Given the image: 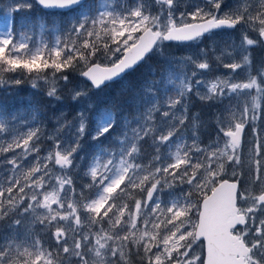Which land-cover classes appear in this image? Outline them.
<instances>
[{
  "label": "snow or ice",
  "instance_id": "snow-or-ice-1",
  "mask_svg": "<svg viewBox=\"0 0 264 264\" xmlns=\"http://www.w3.org/2000/svg\"><path fill=\"white\" fill-rule=\"evenodd\" d=\"M36 3L79 15L63 29L49 28L42 19H17L30 0H10L0 10V85H20L4 78L18 70L35 73L33 87L48 80V69L67 82L62 73L73 68L101 89L150 53L163 55L165 42L200 41L238 26L240 40L216 56L229 73L211 80L203 79L211 68L204 49L195 58L164 57L133 98L134 114L104 108L58 120L44 155L40 125L0 111V264H264V68L253 74L251 58L264 45V0ZM46 31L53 42L31 46L32 35ZM190 94L228 101L206 145L198 115L189 117ZM47 95L59 99L55 83ZM87 95L77 90L72 98ZM247 126L254 140L242 159ZM85 137L96 143L88 182L77 191L71 172Z\"/></svg>",
  "mask_w": 264,
  "mask_h": 264
},
{
  "label": "rangeland",
  "instance_id": "rangeland-1",
  "mask_svg": "<svg viewBox=\"0 0 264 264\" xmlns=\"http://www.w3.org/2000/svg\"><path fill=\"white\" fill-rule=\"evenodd\" d=\"M9 2H10V0H0V10L6 9ZM30 2L33 4V7L30 10H23V11L19 12L18 13L19 19L21 17H23L24 12H27L29 15L28 18H30L33 22H36L38 19H42L47 24L52 25V27H53V25H55V26L63 29L64 27H66L68 25V23L70 21L76 19L79 15V12L71 14L68 17H66L64 15H60L58 13H56V14L55 13H46V12L39 9V7L34 3V0H30ZM192 2H193V0H182V5H187V4H190ZM46 33L51 34L50 36H48L50 41L44 40L43 36L33 34L32 35V41L34 42V44L31 46H34L36 43H39L41 40L47 41L51 44L53 42V39H54V33L52 31H48ZM239 40H240V32L238 30L235 32L224 31V32L212 34L211 37L207 36V37L203 38L202 40L197 41V42L192 43V44L174 43L171 45H164L165 47L163 48V55H161V53H159V52H156L154 54V57L152 58V60L149 61L141 69H144L145 71L148 70L149 72H151V70H153V69H160L161 67H163V65L165 63L164 57L181 58V57H186V56H193L195 58L197 56V54L200 52V50L204 49L207 52V59L211 65V68L208 71V73L203 77V79L211 80V79L215 78L216 76H223V75H227L229 73L230 70L223 68L220 65V62L216 59V56H218L220 54L221 49L225 48L227 45H229L233 42L238 44ZM213 49L215 51H213ZM251 52H252V57H251L252 58V72H253V74H256V72L260 68H264V48L261 45L255 46L251 49ZM99 62L107 63V61L104 58H101ZM224 62H229L227 57L224 58ZM48 70H49L48 72L52 71L51 69H48ZM62 74H65L68 76L69 79L67 82H65L63 80H58V79L54 80L51 77V73H50L49 75L47 74L48 75L47 84L46 85L44 84L43 86H41V88L36 87V90H42V91L47 92V90L49 89V84L55 83V85L58 89V93L60 94L59 99L53 98L54 101L57 100L56 106L59 107V112H58V117H57L58 120L74 122L75 117L77 116V113L80 111H85L88 113L89 116H91L94 114V112L97 109L107 108L106 105L103 104V101H104V99L107 98V95L109 94L110 87H107V88L102 89L100 91H95L89 84H87L82 79V77L79 75L78 69L68 68V69H65ZM59 75H61V74L58 73L57 76H59ZM240 78L241 79L244 78V75L242 72H241ZM41 81H44V79ZM32 89H35V87H28V90H32ZM77 90H85V91H87L88 95L86 97L82 96V97L74 100L72 97H73L74 91H77ZM194 92H195V89H194ZM201 92H203V89H201ZM191 98H194L196 100V103L208 104L209 109L205 114L210 115V118L215 119V120H216V116L218 114L222 113L224 111L225 106L228 104L227 100H225L223 103L212 102V101H202L197 95L190 94L189 101H188V103H189V117L191 118V116H193V115H198L200 124H202L200 122L202 111L194 106V102L190 101ZM132 102H133V100H132ZM73 107H74V111L72 113ZM108 109H110V108H108ZM69 112H70V114H69ZM113 112H115V111H113ZM68 115H69V118L67 120H65L66 116H68ZM189 122L190 121H186V125ZM56 127H57V121L55 122V128ZM258 131H261L262 136H264V120L258 122ZM199 136H200V141L202 144L206 145V144L211 142V140H209V139L203 140V136H204L203 135V128H201V127L199 128ZM211 138H215V133H213V136ZM253 140H254V137L252 134L251 126H247L245 128L244 136H243L244 153H243L242 159L245 158L248 154L247 150L249 147L245 148L246 144L248 143V141L251 143ZM51 145H52V142L50 145H45L44 147H40L41 151L43 150V152L40 151L39 154L44 155L46 153V150H48L51 147ZM81 145H82L81 150H87V149L93 150L94 145H95V141H92L91 139L88 140L87 137H85L81 141ZM146 147L151 149V147H149L148 145H146ZM79 162H81V159H78L76 161V164L78 166H79ZM87 163H88V160L84 163L85 166H83L81 168V170H79L77 173H74L72 170V172H71L72 176H73V173H74V175L80 174V175L85 176L83 171L85 172L87 170ZM49 167H52V165H49ZM56 167L58 169V166H56ZM243 171H244V174L246 176L247 170L244 169ZM228 178L231 179L230 176ZM83 180H84L83 184L88 182V178L86 176H85V178H83ZM242 184H243V179H242ZM184 188L186 189L187 186H184ZM77 191H78V188H77ZM168 192H169V190L166 189L164 194H163V198L165 200H167L169 198ZM179 192H180V188L177 187L176 193L179 194ZM38 227L39 226H37V228ZM42 238H44V237H42ZM196 250L198 252L200 251V249H196Z\"/></svg>",
  "mask_w": 264,
  "mask_h": 264
},
{
  "label": "trees",
  "instance_id": "trees-1",
  "mask_svg": "<svg viewBox=\"0 0 264 264\" xmlns=\"http://www.w3.org/2000/svg\"><path fill=\"white\" fill-rule=\"evenodd\" d=\"M28 16V13L24 12L23 17ZM47 25L49 28H52V25ZM46 32L43 34V39L50 41L48 36H50L51 34H48ZM261 46L264 48V45ZM48 71L49 70H47V72L43 73L42 75H49L51 71ZM10 76L20 78L22 80V83L20 85H14L10 83L7 85H0V111L10 116L27 118V121L29 123H38L43 131V136L40 141V147L50 145L52 141L48 140L47 136H49L55 129V122L58 121L57 117L59 107L56 106L57 100L54 101L53 99L55 97H49L46 91L36 90V87L41 88V86H43L44 84L46 85L47 81H41L43 79H36L35 82L37 86L35 87V89L28 90V87H33L32 85L33 78H35V73H33L31 77H29L28 75H21L20 70H18L16 73L4 74L5 79ZM150 77L151 75L148 70H137L136 72L128 76L127 82L129 83V86L122 90H110L107 98L104 99L103 104L106 105L107 108L115 111L118 117L121 113L131 116L132 114H134V108L131 103L133 97L141 91L144 84L149 79H151ZM58 96L60 98L59 93ZM190 101L194 102V106L202 111L200 120L202 124H200V127L203 128V140L209 139L212 141L213 139H215L211 138L213 136V133H215L216 136V120L211 119L210 115L205 114L209 109V105L205 103H196V100L194 98H191ZM33 116H35L36 118L35 121H33ZM87 139L89 140L91 138L87 137ZM250 146L251 143L248 141L245 148H248ZM87 150L89 152H87L85 155V162L89 160V157L93 152V150L91 149ZM145 150L147 153L152 152V149L147 148L146 145ZM41 152H43V150ZM8 155L11 156V153H9ZM148 158L149 157L146 155L144 160L145 163L147 162ZM31 159L32 157H29V160ZM77 177L80 178L81 181H84V176L79 175Z\"/></svg>",
  "mask_w": 264,
  "mask_h": 264
},
{
  "label": "water",
  "instance_id": "water-1",
  "mask_svg": "<svg viewBox=\"0 0 264 264\" xmlns=\"http://www.w3.org/2000/svg\"><path fill=\"white\" fill-rule=\"evenodd\" d=\"M88 1V0H87ZM42 9H44L42 6H40ZM44 10H46V11H64V12H69V11H71V10H69V9H55V8H53V9H44ZM238 28V27H237ZM236 29H221V30H217L215 33H217V32H221V31H235ZM206 37V36H205ZM193 42H196V41H189V42H165L166 44H173V43H179V44H191V43H193ZM152 53H150L149 54V56L151 55ZM147 59V58H146ZM146 61V60H145ZM145 61H143V62H141V64L140 65H138L135 69H133V70H130L129 72H127L126 74H124L123 75V77L122 78H120V79H118V80H115V81H113V82H111V83H109V84H112V83H115V82H117V81H120V80H122L126 75H128V74H130V73H132V72H134L135 70H137ZM84 79V78H83ZM85 80V79H84ZM86 81V80H85ZM87 82V81H86ZM87 83H89L90 84V82H87ZM108 84V85H109ZM107 85V86H108ZM102 88H104V87H102ZM101 88V89H102ZM101 89H95V90H101Z\"/></svg>",
  "mask_w": 264,
  "mask_h": 264
},
{
  "label": "flooded vegetation",
  "instance_id": "flooded-vegetation-1",
  "mask_svg": "<svg viewBox=\"0 0 264 264\" xmlns=\"http://www.w3.org/2000/svg\"><path fill=\"white\" fill-rule=\"evenodd\" d=\"M78 12H79V9L73 10V11H71V12H69V13H64V12H56V13L68 17L69 15L74 14V13H78ZM56 13H55V14H56ZM17 14H18V13H17ZM17 27H18V26H17ZM125 79H126V78H125ZM122 84H123V83H122ZM118 86H119V85H118ZM73 181H74V180H73ZM74 183H75V182H74Z\"/></svg>",
  "mask_w": 264,
  "mask_h": 264
},
{
  "label": "bare ground",
  "instance_id": "bare-ground-1",
  "mask_svg": "<svg viewBox=\"0 0 264 264\" xmlns=\"http://www.w3.org/2000/svg\"><path fill=\"white\" fill-rule=\"evenodd\" d=\"M34 3L39 7V5L36 3V0H34ZM39 9H40V7H39Z\"/></svg>",
  "mask_w": 264,
  "mask_h": 264
}]
</instances>
